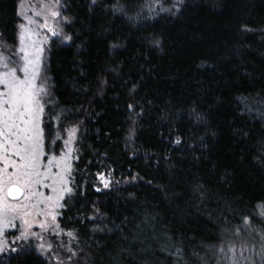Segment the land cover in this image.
<instances>
[{
	"label": "trees",
	"instance_id": "1",
	"mask_svg": "<svg viewBox=\"0 0 264 264\" xmlns=\"http://www.w3.org/2000/svg\"><path fill=\"white\" fill-rule=\"evenodd\" d=\"M90 4L68 0L64 14L74 22L63 29L74 41L53 42L47 71L56 111L68 112L66 125L80 124L81 168L94 173L88 161L107 153L119 184L89 190L81 201L88 206L72 207L73 219L61 225L79 232L88 264H201L193 252L203 257V245L219 242L223 216L229 227L241 226L228 207L254 214L264 201V166L256 160L264 154V0H185L179 12L176 0ZM18 5L0 0V33L10 43ZM242 97L260 103L250 102L248 112ZM92 201L103 211L98 223L111 231L93 232L96 222L75 219L93 214ZM165 244L172 255L160 250ZM5 264L46 262L31 253Z\"/></svg>",
	"mask_w": 264,
	"mask_h": 264
},
{
	"label": "snow or ice",
	"instance_id": "2",
	"mask_svg": "<svg viewBox=\"0 0 264 264\" xmlns=\"http://www.w3.org/2000/svg\"><path fill=\"white\" fill-rule=\"evenodd\" d=\"M184 3L185 0H176L175 11H181ZM97 4L98 0H91L90 10ZM17 7L20 9L17 16L22 22L16 25L15 42L9 45L4 34L0 33V264L33 252L45 257L46 264H51L53 260L55 264H66L49 237L67 236L79 242V232L66 231L61 219H73L67 213L81 201H88L89 190L96 193L110 191L119 181L113 178L115 170L105 163L107 153L95 161H88L89 165L97 168L94 173L81 168L79 161L82 153L78 147L80 124L66 125L68 112L63 109L56 111L59 105L51 93L49 77L44 71V46L49 40L41 29L59 37L64 43L74 41V36L65 33L62 26L71 27L74 22V18L64 14L68 11V0H51V3L41 0L39 8L26 7L24 3ZM29 11L33 15H28ZM119 11L124 12V9ZM38 17L42 18V23L37 20ZM242 31L251 32L253 29L242 25ZM154 43L159 46L158 41ZM135 92L136 86L133 85L129 95L134 97ZM240 102L248 112L251 111L248 107L250 102L260 103L255 98L250 101L249 97H242ZM135 107L133 98L127 108L134 112ZM192 115L201 119L195 110ZM131 123L129 141L135 137V121ZM180 143L177 138L175 144ZM256 160L264 166V154L257 156ZM89 176L90 180L87 179ZM86 206V203L81 204V207ZM90 210L93 213L91 216L83 213L75 219L79 221L83 217L96 222L93 232L112 230L98 223L103 211L96 201L91 202ZM228 211L233 216H240L241 226L229 227V218L223 216L219 242L214 246L203 245L205 256L201 257L198 252H193V255L201 264H209V256L215 258V264H240L236 255L237 243L232 238L243 234L239 245L241 256L243 250L256 240L259 243L257 255L264 264V230L253 226V220L257 218L264 224V201L260 202L259 211L254 214H244L242 210L238 212L230 206ZM120 231L123 233L122 228ZM132 239L136 240L138 236ZM59 247L67 251L70 264H88L87 258L81 257L82 248L77 252L68 244L62 243ZM160 250L172 255L167 244ZM122 251L127 253L129 250ZM141 251L148 253L147 248ZM175 253L180 256L182 249L175 248ZM145 264H148L147 260Z\"/></svg>",
	"mask_w": 264,
	"mask_h": 264
},
{
	"label": "rangeland",
	"instance_id": "3",
	"mask_svg": "<svg viewBox=\"0 0 264 264\" xmlns=\"http://www.w3.org/2000/svg\"><path fill=\"white\" fill-rule=\"evenodd\" d=\"M46 2L51 3V0H46ZM20 3H24L26 7L30 5L32 7L39 8V6L41 4V0H19V4ZM18 11H20L19 8H18ZM28 15L31 16V15H33V13L31 11H29L28 12ZM18 19H19V22H22L21 21V18L19 16H18ZM37 20L40 23L43 22L42 18H39L38 17ZM41 32L44 35H46L48 37V40H49V43L44 46L45 47V56H44V65H45V68H44V71H45L47 77H49L48 71H47L48 53H49V51L51 49V46H52V44H53L54 41H58V42H61V43H63V42L59 39V37H53V36H51L50 33L45 32L43 29H41ZM14 42H15V39L13 40L12 43H10V42H7V43L9 45H11ZM49 84H50V88H51L50 78H49ZM51 93H52V90H51ZM255 228L258 229V230H264V224L258 225ZM49 239H50L51 242L54 243V245L57 246L56 247V252H58L59 255H60V257L65 260L66 264H70V262H68V260H67L68 253H67L66 250H64L63 248L59 247V245H61L62 243L68 244V246L70 248H72L73 251H77V252H79V250L81 249L80 246H79V244L76 241L70 240V238H68L67 236L49 237ZM241 239H240V241H241ZM235 241L237 243V253H236V255H237V258L240 260V264H259V263H261L260 256L257 255V253L259 251V243L256 240H253L248 245V247L243 250V255L242 256L240 254L241 250H240V247H239L240 241L239 240H235ZM253 245H254V247H253ZM249 249H251V250H249ZM33 253H35V252H33ZM35 254L38 255V256H40L45 261V257L39 255L38 253H35ZM52 255H54V254H52ZM82 255H84V253H81V257H83ZM51 264H55V261L53 260L51 262Z\"/></svg>",
	"mask_w": 264,
	"mask_h": 264
}]
</instances>
